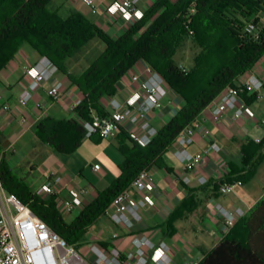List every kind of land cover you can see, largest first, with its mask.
<instances>
[{"label": "trees", "instance_id": "1", "mask_svg": "<svg viewBox=\"0 0 264 264\" xmlns=\"http://www.w3.org/2000/svg\"><path fill=\"white\" fill-rule=\"evenodd\" d=\"M52 2L0 0V72L29 44L49 58L83 93L78 113L90 119L92 110L106 115L103 100L114 96L122 78L137 63L145 61L163 76L184 103L146 146L134 143L122 132L119 150L125 160L119 166L120 175L71 222L63 217L54 196L44 198L31 191L12 170L2 154L0 131V179L5 190L18 196L69 244L81 250L90 228L104 218L114 199L140 172L154 167L166 169L164 156L178 136L229 86L238 87L237 79L264 56V0H156L139 22L116 38L81 13L63 19L49 9ZM250 24L255 26V34L249 33ZM188 36L202 48L195 68L189 72L173 60L180 42ZM95 38L103 41L104 50L82 73H73L69 61ZM241 97L251 105L258 94L244 92ZM49 122L47 118L37 126L41 139L55 150L65 152L57 130ZM67 123L80 139L85 138L78 122ZM263 148L264 139L259 143L250 141L243 148L245 164H250ZM255 169L253 164L247 174L226 177L221 183L247 182L253 178ZM199 264H264V197Z\"/></svg>", "mask_w": 264, "mask_h": 264}, {"label": "crops", "instance_id": "2", "mask_svg": "<svg viewBox=\"0 0 264 264\" xmlns=\"http://www.w3.org/2000/svg\"><path fill=\"white\" fill-rule=\"evenodd\" d=\"M111 2L112 0H101L102 9L96 15L80 4L89 15H94L89 16L91 20L100 24L108 35L116 38L126 31V23L122 18L113 19L107 16L105 9ZM41 58L43 56L32 46L25 44L14 60L0 72L2 154L12 170L21 177L27 170V166L22 165L29 160L26 155L31 150L33 154L36 150L42 152V157L33 158L30 165V169L33 172L39 171L43 178L41 190L35 193L44 198L50 197L44 194L43 186L49 180L60 177L61 182L55 186L54 197L65 199L72 189H85L87 192L81 195L85 206L120 175L119 166L125 157L119 150V142L125 130L112 139H103L98 135L92 139H80L74 127L67 122L71 121L69 106L78 98H83V93L59 70L43 84L31 102L21 106L19 97L31 81L25 73V67L35 65ZM250 74H255L264 83V58L240 76L235 85L241 86ZM56 85H61L62 95L58 100L48 94ZM261 100H264V90L258 94L257 101L250 105L255 111V118L246 115L237 118L233 110L217 117L209 106L198 119L210 130L211 135L207 137L202 132H196L194 143L189 147L193 154L205 153L203 163L197 169L187 172L175 158L173 144L164 156L167 168L152 169L156 205L144 212L143 222L135 231L128 232L107 219H100L90 228L87 243L81 251L88 252V247L92 244L103 248L115 246L122 251H129L133 247V235L143 232L155 243L165 242L171 247L174 264H199L232 230L227 227L225 218L218 213L217 206L220 205L230 212L241 210L243 216L236 219V225L264 197V148L248 165L244 162L243 153V148L250 141L259 143L264 139V103ZM183 104L181 97L169 89L163 100V107L151 116L152 125L157 130L161 129ZM5 105H9V110L4 109ZM47 118H50L49 126L57 130L65 152L55 150L41 139L37 126ZM212 143L221 147L219 153L209 150ZM82 149L93 152L94 157L82 158ZM219 158L228 162V174L218 169ZM253 164H256V169L252 179L237 185L228 194L219 192L224 178L243 176L251 170ZM95 165H99L100 170L95 171ZM59 209L68 222L80 213L77 210L66 215L61 207ZM113 232H118L121 238L113 241Z\"/></svg>", "mask_w": 264, "mask_h": 264}, {"label": "built area", "instance_id": "3", "mask_svg": "<svg viewBox=\"0 0 264 264\" xmlns=\"http://www.w3.org/2000/svg\"><path fill=\"white\" fill-rule=\"evenodd\" d=\"M79 2L94 15L102 9L101 0ZM154 2L112 0L105 11L110 18H122L127 30L144 17ZM191 11L195 12L193 8ZM187 28L190 34H193L189 26ZM248 31L255 34V26L250 24ZM57 71V66L47 57L41 58L35 65L26 66L25 73L31 81L20 95L19 104L26 106L31 102L43 84ZM263 87V81L255 74H250L241 86H229L216 99L217 103L214 101L212 106L210 105V109L217 117L228 110H233L237 118L243 115L255 118V111L241 95L244 92L259 94ZM168 92L169 86L163 76L145 61H140L119 82L116 94L103 100L106 115L101 116L92 110L90 119L81 117L78 107L84 100L83 95V98H78L69 106L70 120L78 122L83 127L86 139L96 135L103 139H112L120 131L125 130L134 143L146 146L158 132L151 123V116L163 107V100ZM48 94L54 100H58L62 95L61 85L52 87ZM1 99L0 96V101ZM9 108V105L4 106L5 110ZM196 132H202L207 137L211 135L210 130L197 119L185 128L174 142V156L187 172L197 169L205 158V153L193 154L189 151ZM209 150L219 153L221 147L217 143H212ZM217 164L218 169L224 174L230 172V166L225 159L219 158ZM94 170H100V166L95 165ZM185 180L188 182V179ZM60 182V177L49 180L43 186L44 194L54 196L55 186ZM242 184L241 181L221 183L219 192L228 194L237 185ZM155 190L152 170L140 172L131 185L106 209L104 219L128 232L135 231L144 220V212L156 205L153 197ZM86 192L85 189H72L67 198H56L58 207L67 214L81 211L84 207L81 195ZM217 211L225 218L229 229L234 227L238 217L243 216L241 210L230 212L220 205L217 206ZM111 238L116 241L121 236L118 232H113ZM132 246L129 251H122L115 246L103 248L95 244L90 245L86 253L77 249L35 214L28 204L22 202L15 194L8 193L0 179V264H174L171 247L165 242L155 243L143 232L133 235Z\"/></svg>", "mask_w": 264, "mask_h": 264}, {"label": "rangeland", "instance_id": "4", "mask_svg": "<svg viewBox=\"0 0 264 264\" xmlns=\"http://www.w3.org/2000/svg\"><path fill=\"white\" fill-rule=\"evenodd\" d=\"M49 9L52 12L57 13L63 19L69 18L73 13H81L89 20H91L89 16H94L88 14L87 10L80 4L79 0H53L49 6ZM91 21L101 28L100 24L96 23L94 20ZM104 48L105 44L103 41L100 38H95L82 50L79 55L69 61L68 64L70 70L76 74L82 73L89 66L90 62L104 50ZM201 51V46L193 42V39L188 36L185 37L182 42H180L173 60L179 67L185 68L187 72H189V70H193L195 68L196 59L198 56H200ZM262 58H264V56ZM260 102L264 103V100H261ZM82 154H84L82 156L84 159H90L94 157L93 152L86 151V149H82ZM42 155V152H38V150H36L34 154L33 150H31V153L26 155V159H29L27 160L28 162L26 161L22 163L23 167L27 166V170L25 171V174L21 176V178L28 185L31 191L34 192L41 190L40 188H42L41 186L43 183V178L41 177L39 171L33 172V170L30 169V165L33 163V158L38 159L40 156L42 157ZM29 161H31V163H29Z\"/></svg>", "mask_w": 264, "mask_h": 264}]
</instances>
